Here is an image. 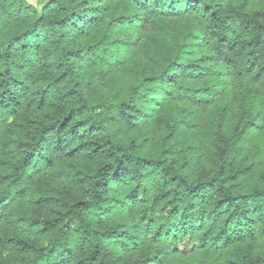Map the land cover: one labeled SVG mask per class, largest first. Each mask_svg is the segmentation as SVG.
<instances>
[{
	"label": "trees",
	"instance_id": "16d2710c",
	"mask_svg": "<svg viewBox=\"0 0 264 264\" xmlns=\"http://www.w3.org/2000/svg\"><path fill=\"white\" fill-rule=\"evenodd\" d=\"M0 264H264V0H0Z\"/></svg>",
	"mask_w": 264,
	"mask_h": 264
},
{
	"label": "rangeland",
	"instance_id": "374dc122",
	"mask_svg": "<svg viewBox=\"0 0 264 264\" xmlns=\"http://www.w3.org/2000/svg\"><path fill=\"white\" fill-rule=\"evenodd\" d=\"M30 5L41 10L48 0H26Z\"/></svg>",
	"mask_w": 264,
	"mask_h": 264
}]
</instances>
